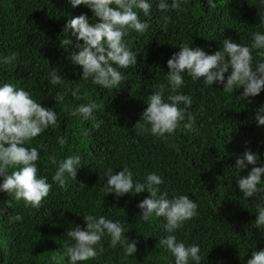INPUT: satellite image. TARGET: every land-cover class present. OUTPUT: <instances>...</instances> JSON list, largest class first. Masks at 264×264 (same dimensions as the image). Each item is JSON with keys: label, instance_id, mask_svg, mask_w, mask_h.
Wrapping results in <instances>:
<instances>
[{"label": "trees", "instance_id": "16d2710c", "mask_svg": "<svg viewBox=\"0 0 264 264\" xmlns=\"http://www.w3.org/2000/svg\"><path fill=\"white\" fill-rule=\"evenodd\" d=\"M151 2L150 16L139 12L148 29L130 31L126 37L137 52L136 65L121 70L125 79L118 89H103L80 79L82 69L71 63L70 46L67 52L60 45L66 38L77 42L71 30L63 32L66 21L81 14L91 21V10L83 5L73 8L68 0H0V58L17 53L13 63L0 64V83H17L58 113V125L30 145L41 148L36 163L39 174L52 184L47 198L34 208L0 192V264H68L63 253L71 239L66 231L75 225L84 227V213L119 220L126 237L137 243L135 255L125 259L123 249L111 247L105 237L103 254L84 264H174L172 255L158 245L166 234L163 219H140L137 205L150 194L146 190L121 197L106 194V170L112 168L115 174L123 166L140 182L147 172L155 171L164 179L161 191L170 198L187 194L198 203L199 214L176 235L186 244L200 245L201 264H246L252 251L264 249V226L257 229L254 225L264 193L244 198L234 167L246 150L260 154L264 162V126L256 121V112L264 105V90L241 101L237 97L243 88L230 93L222 85L193 82L186 76L181 91L193 98L188 111L196 117V131L178 129L160 139L135 128L155 88L165 84L167 96V60L179 51L175 46L191 44L210 54L222 47L225 38L250 45L253 32H264V3L187 0L182 10L162 11L156 7L157 0ZM260 61L264 57L254 50L253 67ZM52 69L65 78L69 88H78L80 99L69 92L62 104H56V92L64 87L48 82ZM87 103H95L96 121L72 115L76 105ZM58 136L67 143L59 144ZM53 154L57 160L70 154L81 157L75 180L69 179L65 187L51 179L55 165L48 157ZM252 167L248 165L239 174L246 175ZM17 215L19 220L14 219Z\"/></svg>", "mask_w": 264, "mask_h": 264}, {"label": "clouds", "instance_id": "9594fccd", "mask_svg": "<svg viewBox=\"0 0 264 264\" xmlns=\"http://www.w3.org/2000/svg\"><path fill=\"white\" fill-rule=\"evenodd\" d=\"M68 3L73 8L83 5L91 10L95 22H92V18L90 21L86 14L68 19L63 32L71 30L77 42L74 44L69 38L62 39L61 47L69 52L70 46L71 63L82 69L80 79L103 89H118L125 79L121 70L136 65L137 52L129 46L126 37L130 31L143 33L148 29V22L139 18V12L145 17L150 16L151 0H68ZM186 3L187 0H171V3L169 0H157L156 7L162 11L169 8L182 10ZM164 19L166 24L168 17ZM190 45L181 43L175 46L179 51L167 60V96L166 86L162 83L147 97V107L135 125L140 133L150 132L160 139H167L178 129L196 131V117L188 111L193 98L181 91L186 76L193 82L222 85V90L230 93L234 89L243 88L237 97L241 101L255 97L264 90V61L253 67L254 50L257 56L264 57V32H253L250 45L225 38L222 47L210 54L200 47ZM16 59L17 53L12 52L0 58V64H11ZM48 82L53 86L64 87L63 91L56 92V104H62L69 92L73 98L80 99L78 88H69L65 78L56 69L48 73ZM95 108V103L78 104L72 115L96 121ZM57 117L55 108L43 106L33 98L30 91L17 83H0V192L9 194L16 201L23 200L34 208L41 206L52 184L48 182L47 176L39 174L36 162L40 159L38 152L41 148L30 145L38 135L58 125ZM256 121L258 126H264V105L257 110ZM95 126L98 127L99 123ZM57 142L63 145L67 140L58 136ZM48 159L55 165L51 178L54 183L65 187L69 179L75 180L77 169L81 166L80 155L70 154L57 160L53 154ZM248 165H253L251 170L246 175H240V171ZM234 167L236 184L244 198L264 193V162H260V154L246 150L236 160ZM121 168L115 174L112 168L106 170V194L114 193L121 197L146 190L150 195L141 200L137 207L143 221L153 217L163 219L166 234L158 239V245L172 255L174 264H201L200 245L186 244L176 235L186 221L199 214L198 203L187 194H175L170 198L166 191H161L159 186L164 183V179L155 171L147 172L143 182H140L134 180V173L128 166ZM9 169H12L10 173ZM82 216L84 227L75 225L66 231L71 239L63 253L68 258V264H84L98 258L105 250V237L109 238L111 247L119 245L123 249L125 259L135 255L137 243L126 237L127 230L119 220L92 213H84ZM20 218L19 215L14 217L16 220ZM254 225L257 229L264 226V205H257ZM246 264H264V249L252 251Z\"/></svg>", "mask_w": 264, "mask_h": 264}]
</instances>
